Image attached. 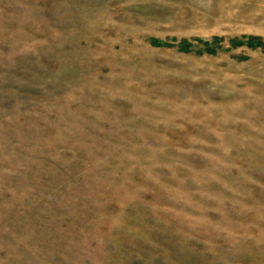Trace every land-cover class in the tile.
I'll return each mask as SVG.
<instances>
[{
    "label": "rangeland",
    "instance_id": "obj_1",
    "mask_svg": "<svg viewBox=\"0 0 264 264\" xmlns=\"http://www.w3.org/2000/svg\"><path fill=\"white\" fill-rule=\"evenodd\" d=\"M0 264H264V0H0Z\"/></svg>",
    "mask_w": 264,
    "mask_h": 264
}]
</instances>
